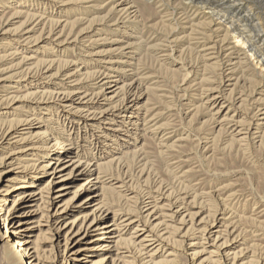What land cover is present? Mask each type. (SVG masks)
<instances>
[{
	"label": "bare ground",
	"instance_id": "obj_1",
	"mask_svg": "<svg viewBox=\"0 0 264 264\" xmlns=\"http://www.w3.org/2000/svg\"><path fill=\"white\" fill-rule=\"evenodd\" d=\"M23 1L0 0V43H5L0 47V61L10 65L0 70V238L8 246L6 264H14L13 257L22 258L24 264H88L93 256L99 257L93 264H169L181 254L193 263L203 258L205 264H264L255 260L247 244L240 243L230 222L232 216L227 217L228 208L215 209L204 217L208 212L187 191L147 182L140 190L132 185V170L123 158L135 155L139 179L147 177V155L141 143L148 134L156 138L165 133L154 118L147 119L149 108L147 103L141 104L146 93L141 78L137 73L128 76L122 68L128 64L126 59H132V51L143 47L142 34L132 37L140 24L137 0H101L108 12L105 17L92 18L85 14H95V8L83 10L80 6L100 0H45L42 4L50 5L48 10L37 7L41 0H35V5ZM184 1L197 13L186 20L192 22L191 32L201 36L195 49L203 67L228 78L227 83L210 82V88L199 97L201 106L229 142L240 146L262 143L264 82L247 78L246 83H252L246 95L237 90L239 79H235V88L228 90L242 58H253L264 70V33L259 30V20L243 0ZM6 3L14 6L11 18H7ZM73 8L84 15L77 21L86 27L67 33V19H61L74 14ZM64 9L68 12L63 15ZM203 9L209 11L212 22L219 21L228 35L246 45L249 54L235 52L226 44L228 38L220 39L216 29L221 27L213 29L212 22V27L195 24ZM23 14L22 27L8 29L15 21L12 18ZM174 25L163 44L146 43V53L161 46L157 55L166 63L173 58L178 52L179 23ZM121 27L132 32L124 28L119 32L120 39L112 43H120V47L95 51L100 40L94 37ZM40 42L68 46V51L83 54L66 61L39 60L36 67L26 69ZM61 56L69 55L60 50L56 58ZM172 63L181 65L183 71L190 69L184 63ZM189 80L190 74L184 82ZM22 90L32 91L25 99L28 117L24 120L18 109L11 108L21 103L14 94ZM87 175L71 198L63 201L71 194L72 182ZM44 176H48L47 182L40 187ZM71 214L77 217L67 222ZM93 236L96 239L91 240ZM182 243L183 251L178 252Z\"/></svg>",
	"mask_w": 264,
	"mask_h": 264
},
{
	"label": "rangeland",
	"instance_id": "obj_2",
	"mask_svg": "<svg viewBox=\"0 0 264 264\" xmlns=\"http://www.w3.org/2000/svg\"><path fill=\"white\" fill-rule=\"evenodd\" d=\"M44 1L45 0H41V4L39 3L40 5L37 7L48 10L50 5L42 4ZM243 1L248 3V7H250L252 14L259 20V30L264 33V0ZM23 2L32 5L36 4L35 0H24ZM137 2L140 9V24L137 28L138 30L133 32L132 37H138V35L142 34L143 45L141 46L143 47H140L141 50L132 51V53H134L131 55L132 59H126L129 66H127L128 64L123 65L122 68H124L123 70H125V74L128 76H133L132 74L137 73L136 75L141 78L142 90L146 92L141 104L147 103V108H149L147 119L151 120V118H154L157 126L163 127L165 133L158 135L156 138H154L153 133L148 134L141 143L144 148L145 156L147 155L144 166L145 171L147 170L146 174L152 177L151 179L147 175V177L139 179V174L137 173L140 169L136 165V159H134L136 158L135 155L129 154L123 158V162L127 168L132 170L130 173L133 174L132 179L135 182H133L132 185L136 184L138 187H136L137 190H140L142 186L145 185L144 182H147L149 186H151L150 184H156V186L161 184L169 188L172 187L171 189L174 191H187L190 195L192 194L191 196L193 198L197 197L194 201H197L196 203L198 206L203 207L205 212H208L204 214V217L214 213L217 209L228 208L227 210H229L228 213L230 215L227 213V217L232 216L230 222L232 223L233 229L236 231V235L240 236V243L247 244L249 250L255 254V260L261 259L264 263V140L262 143L250 142L245 146H240L238 143H232L231 141L229 142L226 134L223 132L221 133L218 128L215 127L207 110L201 106L199 97H203L205 92L210 88V82L222 80L227 83L228 78L220 77L219 72L214 70V68H204L202 60L198 57L195 48L197 45H200L201 36L196 32H191L193 28L192 22L186 20L187 17H193L197 14L194 7L189 5L188 1L184 0H163L161 3L159 0H137ZM6 4V11L8 13L10 12L7 18H11L13 16L10 10L14 6L10 3ZM104 4L105 3L100 0L99 2L85 4L80 6V8L83 10L88 9V7L95 8V14H85L86 17L89 16L88 18L95 16L105 17L108 9H105ZM2 6L3 5L0 3V11L3 10ZM23 7H21L23 12H30L28 9H22ZM66 10L67 9L62 10L63 15L65 12H68ZM72 11H74V14H70L67 16L68 18L63 17L61 19L62 21L67 19V24L63 22V26L66 24L64 29L67 33L71 29L79 32L86 27L85 24L79 25L77 21L78 18H84V15H82V13L77 14L74 8ZM24 15L25 14H23L21 18H12V21H15L11 23L8 29L10 28L14 31L22 27L25 22ZM210 22L212 21L209 17V11L203 9L194 23L199 25L200 23L208 24L206 27H212L213 25V29L221 27L223 30L216 29L220 39L228 38L226 44L230 45V47H234L236 49L235 52H246L249 54L248 47L242 43H238L239 40L234 39L235 36L232 34L228 35L226 33L227 31H225L226 27L219 24V21L212 22V25L209 24ZM1 23L0 21V26L2 28ZM174 23H179V28L176 30V39L178 41V47L176 48L178 52L175 56L167 61V63L164 62V59L160 55H157L158 50L162 48L161 46L148 50V53H146V43H150V45L163 44L164 42L162 43V41H165L172 30L176 28ZM123 28H114L115 32L105 33L100 37H94L93 39L97 38L100 40L95 44V51H111L120 47V43H112V41L120 39L119 36L121 34L119 32L122 31ZM124 29L125 32H132L131 28ZM250 31L253 32V30ZM134 42L137 41L134 40ZM3 44L5 43H0V47ZM46 48H50L53 54H48L51 52L46 51ZM138 48L139 46L137 49ZM35 50L37 54L34 56V60L25 67L26 69H31L32 66L36 67L39 60L60 59L66 61L73 60L76 56L83 54L79 51H77V53H75L76 51H68V46L59 47L58 44L52 45L47 42L38 43ZM60 50L66 51V54L68 53L69 56L56 58ZM127 52L128 51H126V53ZM153 52L156 53L155 56ZM1 56L2 54H0V57ZM242 60L241 64L237 67V71L232 74L233 80L228 83L232 86L229 87L228 90H232L236 87L238 91L244 92L247 95L248 92L251 91L250 86L252 82L246 83V79L248 78L247 80H252L255 83L264 82V70L257 67L256 61H254L253 58L248 59L244 57ZM172 62L179 64L184 63L190 66L191 70L188 69V71H183L181 70V65L176 66ZM8 66H10L8 62L0 61V70L7 69ZM189 74L190 80L185 83L184 80ZM5 75H10V72H7ZM235 79H239V83H236ZM235 83L236 85L233 87ZM146 88L149 89L147 90ZM12 92H14V90ZM31 92V90H22L21 93H13L14 96L21 98V103L19 102L11 107L12 110L18 109V112L21 113V120L28 117L25 99H27ZM151 123L152 121L150 125H152ZM52 126L53 125H51V127ZM163 134L166 135L164 136ZM161 138H163V142ZM163 144L166 146L162 147L161 145ZM112 169H114V166ZM115 171V173H118V170L115 169ZM88 177L89 175L77 177L71 184V194H68L63 201L70 199L72 193ZM47 178L48 176L43 177L39 184L40 187L46 184ZM159 180H162V183H159ZM180 188L182 189L180 190ZM112 198L115 199L116 197L113 196ZM57 206L58 204L55 206L54 210L57 209ZM76 217L77 214H71L66 221H71ZM1 231L2 230H0V237L2 234ZM94 239H96V237L93 236L91 240ZM174 239L179 241L177 237ZM11 245L14 247L15 241L11 242ZM180 246L182 247L178 246V252L179 250L183 251V243L180 244ZM7 253L8 246L2 243L0 238V264H6L8 257ZM46 256L50 255L46 254ZM178 256V258H172V263L169 264H205L201 263L203 258L193 263L185 255L181 254ZM81 257L82 255L78 258ZM98 258V256L88 258L87 261H91V263L88 262V264H93ZM156 260L159 261L160 259ZM12 261L14 264H24L23 259L19 257H13ZM70 264H75V262H71Z\"/></svg>",
	"mask_w": 264,
	"mask_h": 264
}]
</instances>
